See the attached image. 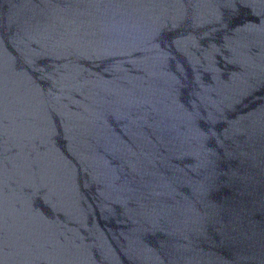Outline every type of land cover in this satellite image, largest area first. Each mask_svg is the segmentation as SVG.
Segmentation results:
<instances>
[{"label": "water", "instance_id": "water-1", "mask_svg": "<svg viewBox=\"0 0 264 264\" xmlns=\"http://www.w3.org/2000/svg\"><path fill=\"white\" fill-rule=\"evenodd\" d=\"M0 264H264V0H0Z\"/></svg>", "mask_w": 264, "mask_h": 264}]
</instances>
